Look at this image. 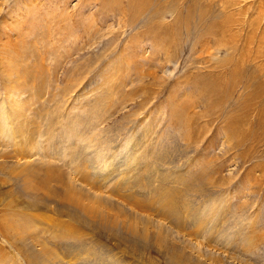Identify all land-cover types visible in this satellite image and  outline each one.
Returning a JSON list of instances; mask_svg holds the SVG:
<instances>
[{
	"label": "rangeland",
	"instance_id": "rangeland-1",
	"mask_svg": "<svg viewBox=\"0 0 264 264\" xmlns=\"http://www.w3.org/2000/svg\"><path fill=\"white\" fill-rule=\"evenodd\" d=\"M178 254L264 264V0H0V264Z\"/></svg>",
	"mask_w": 264,
	"mask_h": 264
},
{
	"label": "bare ground",
	"instance_id": "bare-ground-1",
	"mask_svg": "<svg viewBox=\"0 0 264 264\" xmlns=\"http://www.w3.org/2000/svg\"><path fill=\"white\" fill-rule=\"evenodd\" d=\"M127 2H128V4L129 5H131V7L134 9V8H136L137 9V11L138 12H141L143 9H144V5L146 4V0H127ZM128 10H130V9H128ZM131 12H133V11H131ZM134 13V12H133ZM143 13V12H142ZM141 15V14H140ZM135 16V15H134ZM138 17V16H137ZM134 19H135V17H134ZM229 74V72H227V75ZM225 85V84H224ZM224 85H221L222 87H220L219 89H218V92L220 93L221 92V90H222V88L224 87ZM229 85V84H228ZM233 85V84H232ZM215 86L216 85H214V83H209L208 84V81L206 82V87H205V91H206V93H211V92H214L215 91ZM217 88V87H216ZM225 91H226V89H225ZM237 133V132H236ZM30 180V178L29 179H27V180H25V182H24V184H25V189L27 190L28 188H30V189H32V190H37L38 191V189H36V188H34L35 186H33V185H30L29 183H28V181ZM71 204L73 203V202H70ZM75 204H77V203H75ZM79 205H77V207H78ZM77 218V217H76ZM78 220H79V218H78ZM11 222V221H10ZM83 223H87L86 221H84ZM88 224V223H87ZM95 227V226H94ZM98 227V226H97ZM96 227V228H97ZM98 230H99V228H98ZM97 230V231H98ZM170 249H172V248H170ZM44 252L46 253H48V251L47 250H44ZM171 255H172V253H171ZM170 257H172V256H170ZM211 259V258H210ZM214 260V259H213ZM168 263L169 264H199L196 260H192L188 255H185V256H181L180 254H178L177 256H175V257H173V258H171V259H169V261H168ZM212 264H215L214 262H212ZM219 264V263H218Z\"/></svg>",
	"mask_w": 264,
	"mask_h": 264
}]
</instances>
